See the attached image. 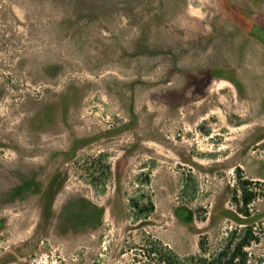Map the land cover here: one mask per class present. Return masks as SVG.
<instances>
[{
  "label": "rangeland",
  "instance_id": "obj_1",
  "mask_svg": "<svg viewBox=\"0 0 264 264\" xmlns=\"http://www.w3.org/2000/svg\"><path fill=\"white\" fill-rule=\"evenodd\" d=\"M244 238L264 264V0H0V264Z\"/></svg>",
  "mask_w": 264,
  "mask_h": 264
},
{
  "label": "trees",
  "instance_id": "obj_2",
  "mask_svg": "<svg viewBox=\"0 0 264 264\" xmlns=\"http://www.w3.org/2000/svg\"><path fill=\"white\" fill-rule=\"evenodd\" d=\"M239 181L241 194L239 196L237 192H235L233 195V201L236 205L241 206V213L247 215L252 202L261 194L250 188L254 185L252 181L242 179L241 177H239ZM253 240L256 241L257 238H254ZM204 244V241H199V249L202 252L200 255L179 258L173 252L168 250L159 257V262L161 264H246V253L243 252V248L250 244V241L246 238L233 246L232 250L231 246H229L226 251L219 253L216 259H209L204 256ZM151 253H155L154 250H151Z\"/></svg>",
  "mask_w": 264,
  "mask_h": 264
},
{
  "label": "flooded vegetation",
  "instance_id": "obj_3",
  "mask_svg": "<svg viewBox=\"0 0 264 264\" xmlns=\"http://www.w3.org/2000/svg\"><path fill=\"white\" fill-rule=\"evenodd\" d=\"M262 69H263V68H260V69L257 71V73H256V74H258V75H259V74H261V72H262Z\"/></svg>",
  "mask_w": 264,
  "mask_h": 264
},
{
  "label": "bare ground",
  "instance_id": "obj_4",
  "mask_svg": "<svg viewBox=\"0 0 264 264\" xmlns=\"http://www.w3.org/2000/svg\"><path fill=\"white\" fill-rule=\"evenodd\" d=\"M243 120V119H242Z\"/></svg>",
  "mask_w": 264,
  "mask_h": 264
}]
</instances>
